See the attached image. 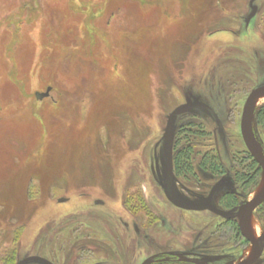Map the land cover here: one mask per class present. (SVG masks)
Here are the masks:
<instances>
[{
  "label": "rangeland",
  "instance_id": "374dc122",
  "mask_svg": "<svg viewBox=\"0 0 264 264\" xmlns=\"http://www.w3.org/2000/svg\"><path fill=\"white\" fill-rule=\"evenodd\" d=\"M247 2L0 0V264H81L82 246L103 264H118L116 252L129 264L162 251L250 255L219 218L177 210L162 190L167 118L194 99L208 109L174 121V157L194 152V175L174 177L178 195L203 203L221 181L217 207L227 183L244 200L262 187L232 183L242 106L264 85V32L244 25ZM210 148L223 176L199 167ZM113 217H132L144 237L130 240ZM252 220L264 233V206Z\"/></svg>",
  "mask_w": 264,
  "mask_h": 264
},
{
  "label": "water",
  "instance_id": "95a60500",
  "mask_svg": "<svg viewBox=\"0 0 264 264\" xmlns=\"http://www.w3.org/2000/svg\"><path fill=\"white\" fill-rule=\"evenodd\" d=\"M50 91L49 89L47 92ZM46 94L35 95L38 99L42 96H48ZM264 98V85L253 89L245 99L241 117H240V135L242 141L245 145L246 150L252 157V159L258 164L261 168L262 176V187L258 194L250 201H245L240 204L235 213H225L217 210L211 204V198L213 193L219 189L220 181L217 182L211 189L208 197L204 200L203 203H192L182 199L175 188L174 184V174H173V133H174V121L176 117L189 113L194 109H208L207 105L197 100H187L185 103L174 108L169 114L164 132H163V156L164 164L162 169L164 171V178L162 180V190L165 198L172 205L182 210L187 211H209L217 216L222 218L230 219L236 218L238 220V227L241 235L251 243V257L244 264L253 263L261 254L264 247L263 237L255 239L251 234L250 230V221L253 211L264 202V152L257 142L254 132H253V117L254 109L258 100ZM64 199L59 200V202H64ZM33 260L32 258H26L19 261L16 264H26L27 262Z\"/></svg>",
  "mask_w": 264,
  "mask_h": 264
},
{
  "label": "flooded vegetation",
  "instance_id": "af4514ba",
  "mask_svg": "<svg viewBox=\"0 0 264 264\" xmlns=\"http://www.w3.org/2000/svg\"><path fill=\"white\" fill-rule=\"evenodd\" d=\"M243 18H244L243 22H244L245 26L248 27L250 25H254V27L256 26V29L260 30L261 32H264V0H248V2H247V13L245 14V16ZM257 103H256V105H257ZM243 105H244V103H243ZM263 106H264V103H262V105H260L258 107L255 106L252 126H253L254 136H255L257 142L259 143V145L261 146L263 152H264V126L261 124V122L259 121V118H258L259 113H260L261 109L263 108ZM242 108H243V106H242ZM258 127L261 130V132H259V133L255 129V128H258ZM239 129H240V122H239ZM240 137H241V135H240ZM241 140H242V138H241ZM242 143H243V141H242ZM243 145H244V143H243ZM244 151L246 152V154L251 158V160L257 166L258 175H257V178L255 180V185L250 184V185H248V188L246 189V187H244L243 183H239L236 180V178H235V174L236 173L233 172L234 173L233 174L234 177L232 179V183H233V185L235 184V186H237L241 190V193H246V192H248V189L257 188V187H259V184H262L261 168L252 159V157L250 156V154L246 150L245 145H244L243 152ZM172 164H173V174H174V177H175L176 173H175V170H174V149H173ZM220 166H221V169H222L223 168L222 165H220ZM200 169L203 170L202 168H200ZM203 171L209 172L211 175H214V176H217V177L223 176L224 173H225L224 169H222L221 172H219L220 174H213L208 169L207 170H203ZM220 184H221V181H220ZM227 184H228V186H225L227 188L226 192L223 193L222 195H220L218 200H217V207L213 206L212 198H211L212 206L214 208H216L217 210H219V211H222V212H225V213H235L237 208L240 206L241 203H243L245 201H250V200H252L255 197L254 196L253 198H251L249 200H244V199H242V197L239 194V192H237L234 189H232V186L229 183H227ZM212 188L213 187H211V189ZM211 189H210V191H211ZM210 191L208 192V195H209ZM227 194L236 195V197L238 199V204L236 206H234L232 208H225L224 206H222L220 204L219 199L221 197H224ZM208 195L206 196V198L208 197ZM95 204L99 205V206L102 205V203L100 201H96ZM170 205L173 208H175L177 210H180V211H183V212H192V213L208 212V213H210L211 215L219 218L222 221V224L225 225V227H228V228L232 229L235 232V236L237 238L241 239L243 244L245 246L246 245L249 246V248L251 249V243L248 242L241 235V233L239 231L238 220L236 218L226 219V218H222L220 216H217V215H215V214H213V213H211V212H209L207 210L198 211V212L197 211H187V210H182L180 208H177L174 205H172L171 203H170ZM263 206H264V202L261 203L253 211L252 217L253 216H257ZM137 208H139V207H137ZM128 210H129V212H127V213L133 215L132 209L128 208ZM252 217H251V221H252ZM113 218H114L113 221H115V223L116 222L118 223V225L122 228V230L124 231V233L128 236V238L130 240H132V237L135 236V235L136 236H140L141 235L142 237H144L143 236L144 235L143 234V228H140L138 226V223L136 221H133L134 219L132 217H129L130 218L129 220H123L121 217L118 218V219H116L115 217H113ZM251 221H250V224H251ZM229 223H231L232 225H230ZM251 234L253 235L252 232H251ZM253 237L255 239L263 237V240H264V233H260L257 236L253 235ZM115 245H118V247H119V242L115 243ZM85 247H87V246L80 247L79 252H78L79 255H80V258H81V261H80L81 264H103V262L105 260L102 261V259L98 257V251H96L95 249H92L90 246H88V250H85ZM263 253H264V247H263V250H262L261 254L259 255V257L251 264H256L262 258ZM82 255H83V257H82ZM115 257L118 259L117 260L118 264H129L128 261L123 263L124 260L122 258L118 257L117 252L115 254ZM250 257H251V251H250V255L249 256H247L246 258L244 257V258H242L239 261H237V260L236 261H232L230 258L223 259V257H221L219 260H217V262L215 260L213 262V261H207L205 258L196 257L195 255H191V254H188V253H185V254L181 255V254L175 253L174 251H162V252L152 253L150 256H147L140 264H244L246 261H248L250 259ZM26 258H32L33 260H31L29 262H36V263H39V264H58V263L53 261L52 257H50L49 259H44L43 257H38V256H28V257H25L23 259H26ZM120 259H122V260H120Z\"/></svg>",
  "mask_w": 264,
  "mask_h": 264
},
{
  "label": "trees",
  "instance_id": "16d2710c",
  "mask_svg": "<svg viewBox=\"0 0 264 264\" xmlns=\"http://www.w3.org/2000/svg\"><path fill=\"white\" fill-rule=\"evenodd\" d=\"M259 121L264 126V106L261 109L259 113ZM190 130L185 131L181 134L182 137L189 136ZM199 133V132H198ZM205 152L199 161V167L203 170H209L213 174H220L221 172V166L218 163V158L216 154L214 153V150H211ZM244 153V154H243ZM193 149L191 146H184L182 149H180L175 157H174V170L176 175L182 176V175H194L193 173V167H192V161H193ZM240 166H242L241 171H237L235 174V178L239 183H243L244 187L246 189L248 188V185L252 184L255 185V180L258 175V168L255 165V163L251 160V158L246 154V152H241V155H239V159H237ZM219 202L222 206L225 208H232L238 204V199L236 195L234 194H227L224 197H221L219 199ZM232 225L231 223H229Z\"/></svg>",
  "mask_w": 264,
  "mask_h": 264
},
{
  "label": "bare ground",
  "instance_id": "6f19581e",
  "mask_svg": "<svg viewBox=\"0 0 264 264\" xmlns=\"http://www.w3.org/2000/svg\"><path fill=\"white\" fill-rule=\"evenodd\" d=\"M250 230H251V232L253 233L254 236H257V232L255 231L256 230L255 223H254L253 220L251 221V224H250Z\"/></svg>",
  "mask_w": 264,
  "mask_h": 264
}]
</instances>
